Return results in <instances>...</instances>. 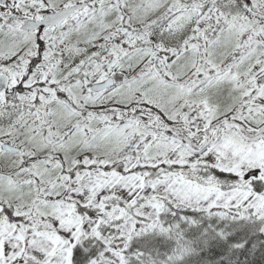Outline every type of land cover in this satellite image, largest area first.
<instances>
[{"label":"snow or ice","instance_id":"snow-or-ice-1","mask_svg":"<svg viewBox=\"0 0 264 264\" xmlns=\"http://www.w3.org/2000/svg\"><path fill=\"white\" fill-rule=\"evenodd\" d=\"M0 264H264V0H0Z\"/></svg>","mask_w":264,"mask_h":264}]
</instances>
